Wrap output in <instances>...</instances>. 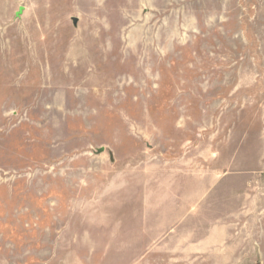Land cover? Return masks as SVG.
Wrapping results in <instances>:
<instances>
[{"label": "rangeland", "instance_id": "374dc122", "mask_svg": "<svg viewBox=\"0 0 264 264\" xmlns=\"http://www.w3.org/2000/svg\"><path fill=\"white\" fill-rule=\"evenodd\" d=\"M0 264H264V0H0Z\"/></svg>", "mask_w": 264, "mask_h": 264}]
</instances>
